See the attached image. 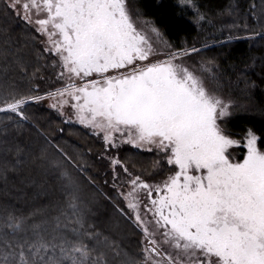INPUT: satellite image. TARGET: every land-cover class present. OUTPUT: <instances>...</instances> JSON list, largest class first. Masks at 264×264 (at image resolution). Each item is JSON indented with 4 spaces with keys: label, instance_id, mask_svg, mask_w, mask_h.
Masks as SVG:
<instances>
[{
    "label": "snow or ice",
    "instance_id": "6c2138e0",
    "mask_svg": "<svg viewBox=\"0 0 264 264\" xmlns=\"http://www.w3.org/2000/svg\"><path fill=\"white\" fill-rule=\"evenodd\" d=\"M179 5L194 10L197 25L212 23L195 0ZM0 13L24 24L42 47L37 59L53 73L45 78L37 66L29 74L17 58L31 86L21 92L0 81V113L20 128L29 104L47 99L65 123L103 141L115 199L103 194L141 234L143 258L121 264H264V138L251 128L240 135L228 129L235 101L205 83L218 80L215 62L196 59L207 45H174L136 0H0ZM247 38L264 39V31ZM37 78L59 86L42 91ZM255 87L246 82L245 92ZM45 141L36 158L47 161L49 147L63 158L49 164L64 203L51 220L42 209L0 213V264H113L120 245L87 222L91 208L74 175L87 169ZM125 144L155 150L152 171L133 172L108 155ZM13 151L15 161L0 166L5 181L24 163V149H6Z\"/></svg>",
    "mask_w": 264,
    "mask_h": 264
},
{
    "label": "trees",
    "instance_id": "16d2710c",
    "mask_svg": "<svg viewBox=\"0 0 264 264\" xmlns=\"http://www.w3.org/2000/svg\"><path fill=\"white\" fill-rule=\"evenodd\" d=\"M195 2L214 26L209 27V23L197 25L191 9L182 8L179 0H136V6L174 45L183 46L185 41L189 46L195 44L198 48L207 45L201 53L214 57L218 77L216 85L238 105L237 113L227 121L228 129L240 135L251 128L264 138V39L247 38V32L264 31V0ZM253 4L254 9L251 7ZM229 9L232 10L231 14ZM245 23L248 25L247 32L226 27ZM229 34L234 39L225 43ZM39 50H42L41 45L38 41H32L23 23L0 13V81L15 86L21 92L27 91L31 85L22 76L16 60L20 58L28 65L29 74L37 66H41L39 75L46 74L45 67H42L45 61L37 59ZM38 79L33 82L37 83ZM246 82H255L256 87L245 92ZM26 115L29 120L17 128L14 120H8L6 114L0 113V166L5 159L15 161L14 151L6 152V149L16 145L24 149L21 153L24 163L19 165V170L9 171L7 181L0 179V213L14 210L27 215L33 209H42L44 216L51 220L58 206L63 205L65 198L61 181L57 178L59 172L53 171L49 164V161L63 158L52 147L48 148L47 161L36 158L45 146L47 137L77 163L83 166L81 159L90 163L86 173L74 172V175L81 183L83 199L91 208L87 222L120 245L121 256L113 264H121L127 258L141 260L140 232L117 213L113 203L103 194L101 179L106 168L100 155L103 153L102 142L81 127L65 123L55 112L41 104L30 103ZM151 154L127 149L122 152L121 158L131 169L150 171V162L154 157ZM68 168L73 171L71 165ZM87 176L92 177L95 183H89Z\"/></svg>",
    "mask_w": 264,
    "mask_h": 264
},
{
    "label": "rangeland",
    "instance_id": "374dc122",
    "mask_svg": "<svg viewBox=\"0 0 264 264\" xmlns=\"http://www.w3.org/2000/svg\"><path fill=\"white\" fill-rule=\"evenodd\" d=\"M200 10V9H199ZM191 11H192V13H194V10L193 9H191ZM201 12V11H200ZM202 13V12H201ZM196 19V18H195ZM207 22L205 21V22H201V24L199 25V26H203V24H206ZM214 26L213 24H209V27H211V26ZM222 29L224 30V28L222 27ZM166 39V38H165ZM211 40V39H210ZM212 41V40H211ZM197 60H199V59H205V60H212V61H214V57L213 56H210V55H204L203 53H201V55L199 56V57H197L196 58ZM215 62V61H214ZM189 63H193V61H189ZM45 69H46V74H42L45 78H47V77H49V76H52L53 75V73H52V69L51 68H46L45 67ZM216 74H217V72H216ZM37 83H39L40 85H41V90L43 91V90H47L49 87H51V86H59V84H56V85H51L49 82H48V80L47 79H45V80H43V81H41L40 79H38L37 80ZM205 83L207 84V86L210 88V89H215V90H217L218 92H219V94L220 95H222L225 99H231V98H229V97H227L226 95H224L221 91H220V89L218 88V86L216 85V83L215 82H213V81H211V80H206L205 81ZM38 104H41L42 106H44V107H46V109H48V110H51V111H53V112H55L59 117H61L57 112H56V110H54V109H52V108H50L49 107V101L47 100V99H45V100H43V101H41V102H39ZM238 106V105H237ZM237 106L234 108V110H233V115L234 114H236L237 113ZM62 118V117H61ZM63 119V118H62ZM73 125H76V126H79V127H81L85 132H87V133H89V134H92L89 130H87V129H85L82 125H79L78 123H73ZM93 135V134H92ZM96 138H98L99 140H100V142H102V145H103V150H102V152H104L105 151V148H104V144H103V141L99 138V137H97V136H95ZM127 149H136V150H140V151H143V152H147V153H149V154H153V159H152V161L151 162H153L154 160H156V159H159V157L157 156V154H156V151L155 150H153V151H147V150H145V149H137V148H135V147H133V146H131V145H128V144H125V145H123L119 150H116V149H113V150H111V151H109L108 152V155H119V158L122 160V158H121V156H122V152L123 151H125V150H127ZM151 154V155H152ZM103 159H102V163L104 164V166H105V168H106V173L105 174H102V179H101V183L104 185V187H102V189H104V193H107L108 195H110V196H113V198L115 199V191L113 190V188H112V175H113V173H112V168L110 167V162L107 160V158L106 157H102ZM125 158H126V156H125ZM129 158V157H128ZM82 160V162H83V166L86 168V167H90V163L89 162H87L85 159H81ZM150 162V164H152ZM130 170H132L133 172H136V173H139L142 169H131L130 168ZM118 171H120V174H121V177H123V173H122V170H119L118 169ZM150 171H152V168L150 169ZM105 181H108V183H105ZM117 183H119V180H117ZM125 190H127V189H125ZM116 203H120L121 204V207H123L124 205H123V203L121 202V201H119V200H116ZM137 230V229H136ZM138 231V230H137Z\"/></svg>",
    "mask_w": 264,
    "mask_h": 264
}]
</instances>
